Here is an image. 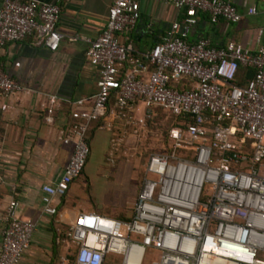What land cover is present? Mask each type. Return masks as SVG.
Instances as JSON below:
<instances>
[{
  "label": "built area",
  "instance_id": "2783aa9c",
  "mask_svg": "<svg viewBox=\"0 0 264 264\" xmlns=\"http://www.w3.org/2000/svg\"><path fill=\"white\" fill-rule=\"evenodd\" d=\"M154 1L183 9L184 17L170 22L142 54L143 61L129 58L130 43L117 39L138 21L136 0H111L94 38L67 37L86 42V60L97 72L96 90L89 106L85 98L71 103V123L58 139L70 142L72 150L59 177L40 186L41 211L54 215L53 200L80 176L89 152V124L106 114L111 96L119 111L135 102L143 105L142 116L134 119L139 126L154 108L184 120L168 130L166 150L148 154L131 216L118 220L78 212L58 239L75 250L61 255L57 264H104L108 255H119V264L137 255L141 264L145 249L158 253L149 264H264V26L256 29L261 43L254 51L230 41L216 47L206 38L190 41L185 35L197 13L210 22H237L240 13L231 0ZM58 15L54 2L1 0L0 48L30 37L54 51L63 37L56 30ZM126 61L129 66L122 71ZM239 66L253 71L242 85L234 83ZM24 89L0 70V110L8 108L6 98ZM56 101L48 95L47 120ZM177 145L187 149L183 157L171 150ZM16 207L10 200L5 208L0 264L19 262L34 229V223L17 217Z\"/></svg>",
  "mask_w": 264,
  "mask_h": 264
},
{
  "label": "crops",
  "instance_id": "0c3cea01",
  "mask_svg": "<svg viewBox=\"0 0 264 264\" xmlns=\"http://www.w3.org/2000/svg\"><path fill=\"white\" fill-rule=\"evenodd\" d=\"M39 1L54 2L59 7L56 30L63 37L57 48L49 51L30 37L0 48V70L25 88L6 98L8 108L0 110V241L4 212L10 200L17 204L18 218L34 223L29 246L17 264H57L61 255L73 252L72 246L58 239L78 212L92 211L118 220L128 219L140 185L134 171L138 162L126 168L112 164L110 158L125 128L129 129L128 136L145 138L146 122L143 126L134 122L142 116L143 105L135 102L119 111L111 96L106 114L89 124L86 133L89 152L80 176L71 182L62 197L53 200L54 215L41 211L40 186L59 177L72 150L70 142L63 144L58 139L60 131L71 123V103L85 98L84 106H89L90 96L96 90L97 72L86 60V42L67 37L94 38L106 22L111 0ZM136 1L138 21L127 35L118 34L117 39L130 43L129 58L142 60V54L161 38L170 22L184 17V10L154 0ZM231 3L240 13L237 22L226 23L221 19L210 22L206 14L197 13L186 39L206 38L216 47L230 41L256 50L261 43L256 29L264 26V0H231ZM248 7L254 9L252 14L246 13ZM128 66L126 61L120 69L124 71ZM48 95L57 98L50 120L46 119L45 111ZM133 154L142 156V150L136 149ZM106 176L113 179L108 182Z\"/></svg>",
  "mask_w": 264,
  "mask_h": 264
},
{
  "label": "rangeland",
  "instance_id": "374dc122",
  "mask_svg": "<svg viewBox=\"0 0 264 264\" xmlns=\"http://www.w3.org/2000/svg\"><path fill=\"white\" fill-rule=\"evenodd\" d=\"M177 122V119L174 115L168 113L165 110L156 108L153 110V117L146 121V126L144 127L143 136L140 137H131L128 136L129 129L125 128L123 130V135L120 136L121 141L117 146L115 152L112 153L111 158L112 164L123 165L126 168H130L133 163H137L136 170L137 174L136 183L141 182L143 178L144 165L148 157V152L151 151H163L166 150L169 143H167L166 135L170 128L174 127ZM118 136V135H117ZM168 144V145H167ZM142 150V156L138 155L139 159L134 156V150ZM174 155L177 157H183L186 153V148L181 145H177L174 149L171 148ZM190 154V151L187 152ZM190 158V156H186ZM107 171L109 170L106 168ZM149 177V175H148ZM106 181L110 182L113 178L106 176L104 178ZM120 188V185H118ZM119 205V204H118ZM158 259V253L150 249H145L141 264H149L151 261H156ZM120 256L119 255H108L105 259L104 264H119Z\"/></svg>",
  "mask_w": 264,
  "mask_h": 264
},
{
  "label": "trees",
  "instance_id": "16d2710c",
  "mask_svg": "<svg viewBox=\"0 0 264 264\" xmlns=\"http://www.w3.org/2000/svg\"><path fill=\"white\" fill-rule=\"evenodd\" d=\"M252 72L253 71L251 68L239 66L234 83L237 85H242L251 77ZM175 118L177 119L175 126H181L178 122H182L184 119H182L180 116H175ZM185 120H189V118Z\"/></svg>",
  "mask_w": 264,
  "mask_h": 264
},
{
  "label": "bare ground",
  "instance_id": "6f19581e",
  "mask_svg": "<svg viewBox=\"0 0 264 264\" xmlns=\"http://www.w3.org/2000/svg\"><path fill=\"white\" fill-rule=\"evenodd\" d=\"M128 264H137V255Z\"/></svg>",
  "mask_w": 264,
  "mask_h": 264
}]
</instances>
